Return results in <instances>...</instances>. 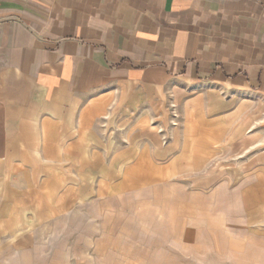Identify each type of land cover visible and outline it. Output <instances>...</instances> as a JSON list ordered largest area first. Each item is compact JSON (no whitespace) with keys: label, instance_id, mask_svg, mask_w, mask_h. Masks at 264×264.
<instances>
[{"label":"rangeland","instance_id":"obj_1","mask_svg":"<svg viewBox=\"0 0 264 264\" xmlns=\"http://www.w3.org/2000/svg\"><path fill=\"white\" fill-rule=\"evenodd\" d=\"M95 95L0 164V264H264V98Z\"/></svg>","mask_w":264,"mask_h":264},{"label":"crops","instance_id":"obj_2","mask_svg":"<svg viewBox=\"0 0 264 264\" xmlns=\"http://www.w3.org/2000/svg\"><path fill=\"white\" fill-rule=\"evenodd\" d=\"M122 85L264 98V0H0V164Z\"/></svg>","mask_w":264,"mask_h":264},{"label":"bare ground","instance_id":"obj_3","mask_svg":"<svg viewBox=\"0 0 264 264\" xmlns=\"http://www.w3.org/2000/svg\"><path fill=\"white\" fill-rule=\"evenodd\" d=\"M168 172H169V170H168ZM165 174V173H164Z\"/></svg>","mask_w":264,"mask_h":264}]
</instances>
